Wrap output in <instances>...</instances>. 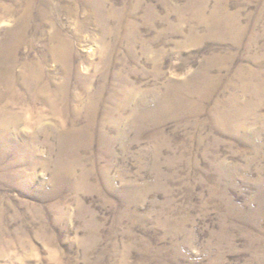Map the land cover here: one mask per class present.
<instances>
[{"label":"rangeland","instance_id":"obj_1","mask_svg":"<svg viewBox=\"0 0 264 264\" xmlns=\"http://www.w3.org/2000/svg\"><path fill=\"white\" fill-rule=\"evenodd\" d=\"M0 264H264V0H0Z\"/></svg>","mask_w":264,"mask_h":264},{"label":"bare ground","instance_id":"obj_2","mask_svg":"<svg viewBox=\"0 0 264 264\" xmlns=\"http://www.w3.org/2000/svg\"><path fill=\"white\" fill-rule=\"evenodd\" d=\"M38 76V75H37ZM39 83V82H38ZM11 88V87H10ZM38 89H41V88H38ZM44 89V88H43ZM12 90V89H11ZM40 94V93H39ZM41 95V94H40ZM48 98V97H47ZM48 99H50V98H48ZM18 103V102H17ZM53 103V102H52ZM52 105H54V104H52Z\"/></svg>","mask_w":264,"mask_h":264}]
</instances>
